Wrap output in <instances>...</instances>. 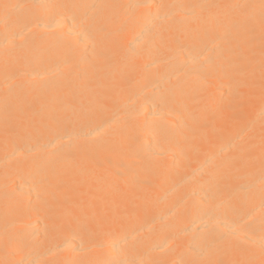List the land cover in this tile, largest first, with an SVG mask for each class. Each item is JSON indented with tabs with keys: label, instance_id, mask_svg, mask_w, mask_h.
<instances>
[{
	"label": "bare ground",
	"instance_id": "6f19581e",
	"mask_svg": "<svg viewBox=\"0 0 264 264\" xmlns=\"http://www.w3.org/2000/svg\"><path fill=\"white\" fill-rule=\"evenodd\" d=\"M0 264H264V0H0Z\"/></svg>",
	"mask_w": 264,
	"mask_h": 264
}]
</instances>
